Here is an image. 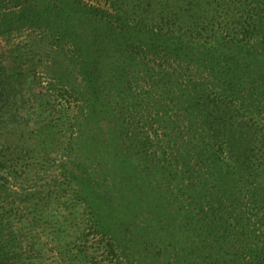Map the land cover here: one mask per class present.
<instances>
[{
  "label": "trees",
  "instance_id": "obj_1",
  "mask_svg": "<svg viewBox=\"0 0 264 264\" xmlns=\"http://www.w3.org/2000/svg\"><path fill=\"white\" fill-rule=\"evenodd\" d=\"M115 1L120 20L130 12L127 10L137 12L139 21L133 18L134 25L129 18L126 21L129 31L139 27L149 32L127 38L125 50L129 54L141 44V51L161 52L163 57L170 53L169 43L183 48L193 41L197 50L207 47L211 57L203 59L208 58L212 64V57L222 63L223 55L234 60L226 78L216 81L220 83L217 91L210 94L207 89L200 90L205 103L198 120L205 129L197 127L201 140L199 146L192 147L194 159L182 153L176 157L166 149L161 153L163 159H179L164 161L162 171L173 174L176 170L181 175L177 182L180 194L184 187L188 189L190 203L185 206L180 201L179 209L194 222L192 238L189 236L193 264H264V128L260 124L256 127L259 137L254 140L231 136L234 126L241 124L234 120L239 109L232 105L233 98L241 101L259 96L264 101V47L257 45L264 42V0ZM204 39L208 43L201 45ZM84 49L82 46L79 50L80 72L90 87L97 75L88 71L99 63L101 55ZM242 55L250 59L248 65L253 68L251 82L244 85L235 81L237 60ZM6 71L0 66V107L5 104L4 110L0 109V132L10 134H5L4 143H0V191L21 189L22 198L5 203L10 195H0V264H126L113 233L95 210V178L88 172L86 159L80 153L73 159L78 171H70L67 163L71 159H64L67 149L73 148V135L63 128L60 112L67 114L71 101L65 96L76 98V89L62 84L59 107L47 99L45 115L34 114L31 125L23 115L21 87L6 79ZM258 108L264 115V103ZM89 111L92 117L99 116L96 110ZM68 125L71 130L70 120ZM140 133L142 153L160 159L157 150L147 146L152 142L147 127ZM121 135L117 131L112 135V140L118 141V150ZM182 135L181 147H188ZM247 145L250 155L246 149L241 151ZM104 147L102 143L92 144L96 154ZM38 153L44 160L39 176L45 174L47 180L44 183L41 177L37 183H28L36 166L31 159ZM226 154L235 159H224ZM42 188L43 193L39 190ZM32 213L35 220L42 217L40 225L36 220L32 226Z\"/></svg>",
  "mask_w": 264,
  "mask_h": 264
},
{
  "label": "rangeland",
  "instance_id": "obj_2",
  "mask_svg": "<svg viewBox=\"0 0 264 264\" xmlns=\"http://www.w3.org/2000/svg\"><path fill=\"white\" fill-rule=\"evenodd\" d=\"M116 6L115 0H0V66L7 70L6 79L21 87L23 115L31 125L34 114L45 115L47 99L59 107L62 84L76 89V98L65 96L71 101L67 114L59 111L65 122L63 128L73 135V148L67 149L64 159H71L67 163L70 171H78L73 159L79 153L86 159L88 172L95 178V210L113 233L126 264H193L190 237L194 222L179 209L180 201L189 205V192L184 187L180 194L177 182L181 175L176 170L173 174L162 171L164 161L179 158L163 159L161 153L167 149L176 157L182 153L194 159L192 147L199 146L201 140L197 127L205 129L198 120L205 103L200 90L207 89L210 94L217 91L220 83L216 81L226 78L234 60L223 55V64L212 57L213 66L208 62L211 55L207 47L197 50L193 41L183 48L167 41L170 53L163 57L161 52L141 51V44L129 54L125 50L127 38L149 32L139 27L129 31L126 21L129 18L132 25L133 18L139 21L137 12L127 10L130 12L120 20ZM205 43L207 39L201 41V45ZM257 45L264 47V42ZM82 46L84 51L101 55L99 63L88 71L97 75L90 87L80 72ZM198 56L200 59H196ZM239 59L235 81L248 84L253 75L250 59L244 55ZM233 99L232 105L239 109L234 120L241 124L234 126L231 136L254 140L259 137L256 127L260 124L264 128V115L258 108L264 101L259 96ZM4 108L2 103L1 111ZM91 109L99 116L92 117ZM142 127H147L152 138L147 146L156 149L162 159L142 153ZM113 130L122 133L119 150L118 141L112 140ZM5 134L10 135L0 132L1 144ZM181 135L182 142L186 137L188 147H181ZM96 143L105 146L97 154L92 150ZM241 149L251 154L249 145ZM225 156L235 159L231 154ZM34 158L31 160L36 166L28 183H37L41 177L45 183V174L39 176L44 160L39 153ZM43 189L39 190L43 193ZM21 194V189L0 191L2 197L10 195L5 203L20 201ZM39 203L43 208L42 197ZM30 220L32 226L36 220L38 225L43 222L42 217L35 220L34 213Z\"/></svg>",
  "mask_w": 264,
  "mask_h": 264
}]
</instances>
